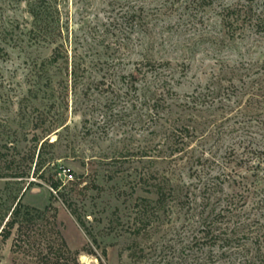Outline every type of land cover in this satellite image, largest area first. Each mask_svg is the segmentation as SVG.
<instances>
[{
	"label": "rangeland",
	"instance_id": "1",
	"mask_svg": "<svg viewBox=\"0 0 264 264\" xmlns=\"http://www.w3.org/2000/svg\"><path fill=\"white\" fill-rule=\"evenodd\" d=\"M33 1L0 0V234L22 197L80 264H264V0H57L56 44Z\"/></svg>",
	"mask_w": 264,
	"mask_h": 264
},
{
	"label": "trees",
	"instance_id": "2",
	"mask_svg": "<svg viewBox=\"0 0 264 264\" xmlns=\"http://www.w3.org/2000/svg\"><path fill=\"white\" fill-rule=\"evenodd\" d=\"M56 3L57 0H34L30 3V14L33 17L34 34L40 41L45 40L56 44L58 42V37L62 36L63 31L56 18V13H58ZM254 17H258V21L261 22L260 15L255 14ZM56 55L53 60L54 62H59L60 57H57ZM41 158L42 155L40 152L38 155L37 167L42 165V161H40ZM64 184L65 183L62 180L51 181L53 190L60 198L67 201L65 194L61 192V189L67 187V185L64 186ZM30 185H32V183ZM158 195L159 205H165L167 202L165 188L159 187ZM22 199V197L18 199L9 214L8 220L6 218L2 220V223H5V226L1 230L0 236H4V239H8L11 232L18 226L20 245L27 248L30 252H34L32 257L36 262L40 264H71L73 260L75 264H80L78 257L81 253L72 252L64 239L58 224L52 223L49 218L45 217L48 209L46 208L44 211H40L36 208L26 207L23 205ZM226 218L225 211L221 210L209 225V217L204 220L202 225L207 228L206 232L208 238H211L217 243L222 241L224 244H229L238 239L236 238V232L230 230L227 233L220 232L215 235V223L213 222ZM45 219L48 220V223H42L37 231L34 233L28 231L31 227L38 224V220ZM89 235L92 236L91 234ZM93 242L95 245L99 246L98 241L95 238H93ZM104 254L107 256L106 251H104Z\"/></svg>",
	"mask_w": 264,
	"mask_h": 264
}]
</instances>
